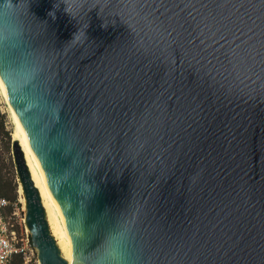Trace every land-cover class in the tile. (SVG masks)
Instances as JSON below:
<instances>
[{"label":"water","instance_id":"95a60500","mask_svg":"<svg viewBox=\"0 0 264 264\" xmlns=\"http://www.w3.org/2000/svg\"><path fill=\"white\" fill-rule=\"evenodd\" d=\"M0 83L36 264H264V0H0Z\"/></svg>","mask_w":264,"mask_h":264},{"label":"built area","instance_id":"2783aa9c","mask_svg":"<svg viewBox=\"0 0 264 264\" xmlns=\"http://www.w3.org/2000/svg\"><path fill=\"white\" fill-rule=\"evenodd\" d=\"M8 205L9 201L0 197V264H36L29 232L22 222L16 224L6 217Z\"/></svg>","mask_w":264,"mask_h":264},{"label":"rangeland","instance_id":"374dc122","mask_svg":"<svg viewBox=\"0 0 264 264\" xmlns=\"http://www.w3.org/2000/svg\"><path fill=\"white\" fill-rule=\"evenodd\" d=\"M8 104L4 100V97L2 96V93L0 91V137L1 140V146H2V152L4 155V162H5V170L8 173H12L16 175L15 171V165L13 162V155H12V141L15 139L13 137L14 130H15V124L13 122V119L11 117L10 111L8 110ZM18 182V180H17ZM18 202L19 205H15L13 211L8 212L5 211V215L8 219H10L12 222H22V217L24 215V199L22 196V193L19 192V186H18ZM23 204V205H22Z\"/></svg>","mask_w":264,"mask_h":264},{"label":"bare ground","instance_id":"6f19581e","mask_svg":"<svg viewBox=\"0 0 264 264\" xmlns=\"http://www.w3.org/2000/svg\"><path fill=\"white\" fill-rule=\"evenodd\" d=\"M0 91L2 93V96L4 97V100L8 104V108H9L8 110L10 111L11 117H12L13 122L15 124V130H14V134H13V137L15 138L14 140L18 141L20 148L23 152L24 159H25V162L27 164L31 180L33 181L36 188L39 189L42 180H41V176H40V173H39V170L37 167L36 159L33 156L32 152L28 146L26 137H25L23 130H22V128H21V126H20V124H19V122L15 116V113H14V111H13V109H12L8 99H7V96L5 94L4 88H3L1 83H0ZM19 192L22 193L20 185H19ZM23 204H24V202H23Z\"/></svg>","mask_w":264,"mask_h":264},{"label":"trees","instance_id":"16d2710c","mask_svg":"<svg viewBox=\"0 0 264 264\" xmlns=\"http://www.w3.org/2000/svg\"><path fill=\"white\" fill-rule=\"evenodd\" d=\"M1 115V114H0ZM1 133V132H0ZM2 138L0 137V142ZM0 197H4L9 201V205L5 209L8 212L13 211L14 204L18 202V182L14 174L8 173L5 170L4 155L0 143Z\"/></svg>","mask_w":264,"mask_h":264},{"label":"snow or ice","instance_id":"6c2138e0","mask_svg":"<svg viewBox=\"0 0 264 264\" xmlns=\"http://www.w3.org/2000/svg\"><path fill=\"white\" fill-rule=\"evenodd\" d=\"M185 23H187V21H185ZM190 26V25H189Z\"/></svg>","mask_w":264,"mask_h":264}]
</instances>
